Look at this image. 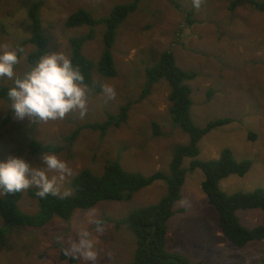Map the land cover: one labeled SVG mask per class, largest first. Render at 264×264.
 <instances>
[{"label":"rangeland","instance_id":"obj_1","mask_svg":"<svg viewBox=\"0 0 264 264\" xmlns=\"http://www.w3.org/2000/svg\"><path fill=\"white\" fill-rule=\"evenodd\" d=\"M131 1L1 0L0 45L21 49V44L32 37L29 10L40 2L41 18L50 41L49 53L61 52L70 57V39L86 36L91 30L85 25L68 28L66 21L71 15L83 9L99 19L108 16L115 5ZM189 11H193L192 25L187 21ZM94 30L95 38L84 44L83 53L98 63L104 50L105 26L98 25ZM34 49L27 45L19 53L15 69L18 76L32 67L28 56ZM164 51L174 53L181 69L197 73L194 80L187 82L192 89L190 114L194 123L204 127L218 119H232L231 124L213 129L201 140L199 158L217 159L224 149H231L238 161H253L247 175L229 176L220 183L221 189L231 195L264 188V12L248 0H201L198 8L194 7L193 0H141L139 9L118 29L112 48L117 77L106 78L96 69L93 73V80L100 86L97 90L87 86L86 115L81 117L77 110L62 120L17 121L9 109L10 102L0 100V160L19 156L42 164V155L30 153L28 145L33 138L43 144L63 146L64 150L56 155L72 171L58 183L61 196L74 193L71 183L81 171L87 169L100 176L107 163L117 160L130 173L169 174L175 147L189 144L190 136L172 121L170 87L165 80L141 99L146 69ZM11 84L9 80H0V87H11ZM104 85L114 88V98L105 95ZM211 90L213 93L209 96ZM126 104H131L129 118L120 127L106 135L84 129L73 145L67 143L66 138L79 127L103 123L109 114L118 113ZM153 122L160 126L158 137L154 134ZM250 134L255 138L253 135L249 138ZM190 162L185 159L183 167L189 170ZM202 178L205 176L200 169L188 172L182 199L174 205V216L168 221L166 250L192 263L261 264L264 241L238 248L223 236L217 211L209 205L202 189ZM29 189L23 191L19 209L34 215L39 211V204L28 196ZM168 189V182L157 181L135 193L130 201H103L91 209H77L69 221L54 217L40 229L15 228L6 242L0 244V264H85L82 259L65 253L69 240L76 239L77 233L85 229L97 239L95 264H132L136 236L129 228H116L114 223L105 220L118 221L133 211L157 204ZM238 216L249 229L264 225V212L260 209L239 211ZM91 220L103 226L102 233L96 232Z\"/></svg>","mask_w":264,"mask_h":264},{"label":"trees","instance_id":"obj_2","mask_svg":"<svg viewBox=\"0 0 264 264\" xmlns=\"http://www.w3.org/2000/svg\"><path fill=\"white\" fill-rule=\"evenodd\" d=\"M240 1V0H238ZM1 2V0H0ZM141 0H132L126 4L115 5L106 17L96 19L92 13L79 10L71 15L67 21L68 28L80 26L91 27L86 36L73 37L70 39L71 56L75 66H78L85 76V85L95 90L100 84L93 80L95 69L106 78H115L118 70L112 54L118 29L134 14L140 6ZM261 12H264V1L248 0ZM41 3L36 2L29 10L32 22V37L24 41L20 48L32 45L35 49L29 54L28 62L33 66L42 56L49 53L50 41L46 36L44 24L41 18ZM193 11L187 13V21L192 25ZM98 25L105 26L103 34L104 50L98 63L89 60L83 53V46L87 41L95 38V28ZM197 77V73L181 69L176 62L173 52L164 51L159 60L146 69V82L141 99L148 97L156 84L165 80L170 87L169 113L173 123L187 133L189 144L177 145L174 149L170 163L169 174L157 172L150 176L134 174L126 171L119 160L106 164L102 175H95L90 170L81 171L72 180L73 194L70 196L49 195L46 198L37 196V189L28 190V196L36 199L39 204L37 214L29 215L19 209V201L23 191L15 194H3L0 196V217L3 225L0 226V244H4L10 234L18 227L43 228L54 217L69 221L77 209H91L103 201L121 202L130 201L133 195L157 181H166L169 184L168 193L154 205L146 206L130 213L126 218L112 221L116 228L127 227L137 238V249L132 264H202L192 263L189 259L171 254L166 250V237L168 221L174 216V205L182 199V189L186 182L189 171L202 170L205 179L202 189L211 205L218 214V227L223 236L232 245L243 248L251 242L264 241V225L253 229L245 227L238 216L239 211L260 209L264 212V188H256L252 192H236L231 195L225 193L220 183L231 175L244 177L253 166L252 160L238 161L231 149H224L219 158L202 161L199 158V143L213 129L232 123V119H218L208 123L204 127L197 126L191 118L192 89L187 85ZM9 87H0V100L8 101L7 91ZM213 91H210L212 95ZM131 104L120 108L116 114H109L103 123H87L75 130L66 141L73 145L84 129H91L106 135L111 129L118 128L126 123L129 118ZM155 136H160V126L157 122L152 124ZM253 134H250V137ZM255 138V135H253ZM31 154L42 155L59 153L64 150L63 146L43 144L36 139L29 143ZM190 159L189 170L183 167L185 159ZM62 258L66 255L62 253ZM74 261V258L70 259ZM264 264V258L261 261Z\"/></svg>","mask_w":264,"mask_h":264},{"label":"clouds","instance_id":"obj_3","mask_svg":"<svg viewBox=\"0 0 264 264\" xmlns=\"http://www.w3.org/2000/svg\"><path fill=\"white\" fill-rule=\"evenodd\" d=\"M200 2L193 0L194 7H200ZM20 52L23 49L0 45V80L12 82L7 97L15 120H62L68 113L77 110L81 117L86 115L88 90L84 83L85 76L70 57L61 52L48 53L22 76H18L15 69ZM103 91L109 98H114L113 87L104 85ZM41 160L42 164L32 163L19 156L0 160V193L15 194L35 188L37 196L42 199L59 195L58 183L71 175L72 170L56 154L43 153ZM90 222L96 225L97 233L103 232V226L98 221ZM96 245L97 239L90 231L80 230L76 239L69 240L65 253L82 259L85 264H95L98 257Z\"/></svg>","mask_w":264,"mask_h":264},{"label":"crops","instance_id":"obj_4","mask_svg":"<svg viewBox=\"0 0 264 264\" xmlns=\"http://www.w3.org/2000/svg\"><path fill=\"white\" fill-rule=\"evenodd\" d=\"M218 158V157H217ZM203 179V181H204V178H202Z\"/></svg>","mask_w":264,"mask_h":264}]
</instances>
